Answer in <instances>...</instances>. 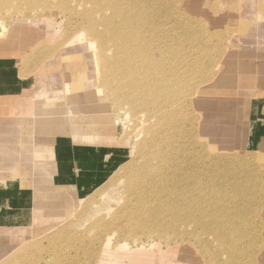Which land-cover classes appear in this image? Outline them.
<instances>
[{
	"label": "rangeland",
	"instance_id": "obj_1",
	"mask_svg": "<svg viewBox=\"0 0 264 264\" xmlns=\"http://www.w3.org/2000/svg\"><path fill=\"white\" fill-rule=\"evenodd\" d=\"M51 1L53 7L50 4L51 6L47 8ZM51 1L45 0L46 4L44 6L46 8L43 7L44 3L40 4L41 7L38 5V9L36 8L37 5H35L36 10L34 7L32 10L28 6H23L24 11L27 10L29 16L26 15L27 19L25 21L18 22L16 20V18L19 19L18 15L15 17L12 13L13 11L14 14L17 12L14 6L15 2L9 1L7 3L6 0H0V23L6 29V37L0 39V56L16 58L20 69L25 72L24 75L31 77L33 80V87L23 95L0 99L1 104L11 102L9 106L12 108L8 112L9 116H11L9 121L22 122L19 127L16 125L10 126L9 130L3 129L0 131V152L9 151L11 161L17 156L16 153L18 152L16 149L19 145L24 150L21 153H25V155H22L25 160L23 166L20 165L17 168V165H14L13 168L17 169L10 171V174L6 176V180L0 179V185L7 180L19 181L22 189L31 190L33 187L34 193V203L29 205V210L26 214L30 219L28 225L25 226L27 230L24 227L10 229V231L7 229L9 232L0 230V264H30L31 262H33L31 264H51L49 261H51L52 256V264H54V261L55 264H65L66 262V264H76L75 260L77 264H85L88 259H83V257L86 258L87 244L91 241H89V237L92 239L91 236L95 232L92 226L100 219L99 216L107 215V210L116 205L122 188L121 184L124 183L125 178H123V182L122 180L113 179L114 171L99 187L92 189L82 199H75L70 194H67L68 192L65 190L44 185L42 182H36V178L39 179L41 172L36 171V168H34L37 161H39V156L32 153L36 162L31 160L33 147L30 137L34 132L39 136H44L46 133L70 135L71 125L73 124L75 129L74 140L77 134L81 137L80 140L88 144L102 143L105 140L108 141H105L106 143H109L111 142L110 138L115 137L120 139V145L126 147L128 151L130 148L134 150V147L137 146L138 140L136 141V136L143 127L146 130L145 133L144 130L140 131L141 134L139 132L138 138L140 136L143 137L139 138L138 143L140 145L138 144L137 147H142L141 144L144 143L147 137L144 134L148 135V132L153 127L150 126L152 121H149L153 120L149 118L152 117L150 111L141 109L135 111L127 105L131 112L128 114L126 102H121L120 96L124 92L120 91H122L121 87L124 82H120L122 84L119 83L121 72H118L120 71L119 62H114L118 61L114 58L117 57V49L114 45L108 44V41H106L107 44L105 42L103 44L97 42L94 48H90L88 39H84L89 37L85 27L91 25L92 22H99L96 21V18L100 19V15L97 14L99 13L98 10L93 5H89V3L83 2V4H80V2H75L76 0H61V3H64L63 11L60 9V0ZM65 1L68 3H65ZM54 2L55 4L57 3L56 7ZM76 4L88 5L87 7L83 6L84 8L79 5L77 10ZM4 5L6 9H4ZM162 5L166 14L164 28L166 27L165 37L170 42L168 45H172V42L178 39L177 41H180V44H177L180 47L182 46V59L174 58V61L180 62L181 60V63L186 64L183 69L186 72L177 86V93L174 94L175 96L177 95V97H174L178 99L176 103L177 116L185 119L181 121L180 126L181 132H185V137L181 142H184L188 146L190 154L198 159L199 167L204 170L207 169L212 174L216 172L224 173L221 166L210 167L213 161L216 163L215 160L220 158L237 166H244L242 169L246 172L241 175L238 171L239 176L237 175V177H243L249 172L247 175L255 177L251 179L252 181L258 179L249 183L253 185V187L250 185L253 188H250V192H254L252 193L254 196L251 194L254 201L250 198L251 206H249L251 209L249 208L250 211L247 213L250 215L258 213L260 217L262 225L260 235H263L261 236L263 243L260 247L262 249L261 261L258 263L264 264V146L260 152L247 149L248 107L251 100L260 98L264 94V0H163ZM25 7L28 8L25 9ZM54 7L55 9H53ZM8 10L13 11L8 12ZM81 11L84 13L79 16L82 14ZM95 14L99 16L96 17ZM98 29H100L99 26ZM96 46L97 49L95 48ZM99 46H102L103 50L106 49L105 51H107L108 47L109 49L103 54ZM110 47H113V50ZM109 50L115 53L113 58H111L112 55ZM107 55H111L112 65L110 58L106 59V62L104 61ZM153 55L155 58H159L158 52H154ZM107 61H109L108 64L111 67L106 64ZM112 66H118L119 68L116 67L118 71L113 69ZM150 72H153V77L157 73L153 67ZM114 73L119 76L117 75L118 77H116ZM112 77L115 79L113 80ZM117 78L119 79L117 80ZM127 78L129 79L128 81ZM127 78L125 83L134 80L136 76L129 74ZM43 79L45 80L43 81ZM122 79L124 78L122 77ZM109 80H112V82L110 81L108 85ZM118 83L121 86V90L118 89L121 95H116V93L120 94L115 88L116 86L119 88ZM114 84L115 86H113ZM67 86L69 91L66 93L65 88ZM110 87L115 91L113 92ZM209 89H211L210 92L204 91ZM117 96H119L118 99L116 98ZM106 98H108V101ZM197 101H200V104ZM88 105L91 107L88 108ZM119 105L123 107L124 112H122V109V111L119 110ZM135 113L143 115L141 117L138 115V117ZM124 114H127L125 121ZM132 114H135V120ZM143 116L145 117L143 118ZM114 118L119 120L118 125L114 123ZM144 119L146 124L149 125L150 123L151 129L148 125L146 126ZM120 120L125 122L124 126L126 128L121 125ZM141 120L145 125L141 123ZM130 121L133 123H130ZM158 123L156 127L159 128L155 127L154 131H159L162 127L159 126L162 121L161 124L158 125ZM153 124L156 123L153 121ZM138 125L139 128H137ZM140 125L143 127L141 128ZM32 126L35 127L33 133L30 132ZM2 127L5 128L7 125L4 124ZM23 129L25 133H21V136H18L20 133L18 131ZM133 130H136V132L133 133ZM8 140L9 143L7 142ZM140 149L136 148L134 151L140 154ZM136 153H134L133 157L135 160L133 159L134 161L131 162L134 165L136 159V163H139L138 159H140V155L137 154L138 156H136ZM211 159L214 160L212 161ZM124 161H128V159L125 157L122 163ZM214 162L213 164H215ZM256 195L257 200L254 199ZM86 198L91 202L85 204L88 202V200H84ZM83 200L84 203H81ZM253 206L257 207V210ZM253 209L258 212H253ZM94 219L95 222H93ZM89 221L91 222L88 223ZM48 224H52V227ZM89 224H92V226L90 227ZM84 226L89 228L87 230L85 227L86 229L81 235ZM79 229L82 230L79 231ZM89 230L93 232L91 236H89ZM24 232L25 234H23ZM32 233H35L33 239L30 238ZM59 234L61 235L60 237ZM65 236L67 237L65 238ZM80 236L83 238L81 239ZM86 236L89 237L87 238ZM69 237H72V240ZM77 237L80 239L79 243L77 242ZM84 237L88 240L84 239ZM75 239L76 241H73ZM26 240L28 244L25 242ZM46 241L49 242L46 243ZM66 241L67 243L69 241V244H66ZM16 242L18 243L16 244ZM56 242L58 243L56 244ZM59 242H63L61 243L63 246L66 245L64 247L60 246ZM71 242L73 243L71 244ZM80 242H84V245H81ZM42 244L44 247H41ZM47 244L50 246L48 247ZM51 244L53 245L52 248L54 247V251L57 248L58 252L57 250L55 253L54 251L52 252ZM72 245L74 247L77 246L81 250L74 253ZM59 246L61 247L59 248L61 249L60 252ZM2 249H5L4 253H2ZM29 249L33 251L31 252ZM42 250L45 251H43L44 253L47 251L48 254L51 250L50 252L52 253L49 256L46 255L47 253L42 256L44 254ZM39 251L41 253L37 254L36 257V253ZM7 252L8 254H6ZM64 253L74 259H70L68 255L69 259L67 257L61 258L64 255L66 256ZM75 254L78 256L76 257ZM38 255L41 257V261H45H38L40 259ZM57 255H60L59 258ZM47 256L50 260H47L49 259ZM56 257L58 258V263L57 259H54ZM59 259H61L60 262ZM63 260L64 262L61 263ZM83 261L85 263H82ZM89 263L93 264L90 260Z\"/></svg>",
	"mask_w": 264,
	"mask_h": 264
},
{
	"label": "bare ground",
	"instance_id": "obj_2",
	"mask_svg": "<svg viewBox=\"0 0 264 264\" xmlns=\"http://www.w3.org/2000/svg\"><path fill=\"white\" fill-rule=\"evenodd\" d=\"M9 1H12V3L15 2L14 6L17 9V12H15L16 14H14L13 10V12L9 10L8 12H12L15 17L18 15L19 19L16 18L18 22L25 21V19H27L26 15L29 16V14H27V10L24 11L23 6H28L29 9L34 7L35 9V5H37L36 8L38 9V5L40 6V4L42 5L44 3L43 7L46 8L44 6L46 4L45 0H42L43 2L41 0H6L7 3ZM66 2L67 1H65V3ZM75 2H80V4L85 2L89 3V5H93L99 12L96 13L100 15L99 20L96 18V21L99 22H92L93 24L91 23V25L85 27L89 37L84 36V39H88L90 48H94V45H97V42H99V44H103L104 42L107 44L106 41H108V44L111 43L117 49V57L114 58H116L118 61L114 62H119L120 68L118 66H112V68L116 69V71H118L117 68L120 69V71H118L121 72V80L119 83L124 82V84L120 83L122 84L121 87L118 83L119 88L117 86L115 88L118 92V89L121 87L122 91H120L121 89L119 91L124 93L121 95L120 92H118L120 94L115 92L116 95H121V102H126L125 105H129L130 109L132 108V110L136 111L141 109L144 111H150L152 113V117L149 118L153 119L149 120L152 121L151 125L149 123L150 126H153L152 129L148 124L145 123L146 121L144 119L146 126L148 125L151 129L150 132H148L149 130L147 131L148 135L144 134L146 129L140 125L141 128L143 127L141 130H144V133L142 134L147 136L144 140V143H142L143 145L141 144L142 147H137L139 144V138L143 137L140 136L138 138V136L141 134V130L139 131L140 134L138 132L137 136L134 134L136 136V141L138 140L137 146L134 144L136 146L134 147V150H136V148H141L140 154L136 153L134 150H132V148H130L126 154L128 161H124V163H122L112 175L114 180H122V182L123 178H125L124 183L121 184L122 188L119 193V198L116 201V205L113 208H109L107 210V215L102 217L99 216L100 219H98L97 222H95L94 219L93 222L96 223L94 226L89 224L90 227H93L95 234L90 231L92 229L91 228L89 230V236H91L92 233L94 235L92 234V239L88 236L89 241H91L87 244V250L84 249L86 250V258L81 256L83 259H88V262L85 263L83 261L82 263L88 264L90 260V262L93 264H259L258 262L261 261L262 255V249L260 247L263 243V239L261 237L263 235H260V229L262 225L258 213H253L254 215L247 213L251 209V194L254 193L250 192V188L251 186L253 187V185L249 183H251V179H254L255 177L247 175L249 172L243 175V177H237L238 171L241 173V175L246 172L244 169H242L244 166H237L234 163L232 164L231 162L220 158L215 160L217 164L213 161L214 159H211L215 164L212 162L210 167L221 166L223 167L222 169L224 173L221 172L222 174H220L219 172H216L215 174H212L211 172L207 171V169L204 170L199 167V162L197 161L198 159L194 158L190 154L187 148L188 146H186L184 142H181V140L185 137V132H181L182 130L180 126L181 121H184L185 119L177 116L176 103L178 99L175 98L177 95L175 96L174 94L177 93V86L184 77L183 75L186 71L183 69L186 67V64L181 63V60L180 62L174 61V58L182 59V46L180 47L179 45L180 41L175 39V42L173 41L172 45H168L170 42L165 37L166 27L164 28V21L166 19V14L164 12L165 8L162 5L163 0H76ZM51 3L52 1L48 4L49 6L47 5V8L52 5ZM63 4L64 3H61L60 0L61 10H63ZM56 5L57 3L54 6L56 7ZM79 5L76 4V8L79 7ZM87 5L80 6L84 8L85 6L87 7ZM8 6L7 8H9ZM55 7L53 9H55ZM27 8L25 7V9ZM57 8L59 9V7ZM4 9H6V6ZM81 13L82 14L79 16L83 15L84 12L81 11ZM99 15H96V17ZM86 16L87 15L85 13V17ZM98 26L100 29H98ZM5 32L6 29L2 26V23H0V39H4L6 37ZM95 48L97 49V46ZM112 48L110 47V49ZM103 49L101 48L102 53L104 54L108 51L109 47L107 51H105L106 49ZM109 51L112 55L111 58H113V54L115 53H112L111 50ZM154 52H158L159 58L154 57ZM110 56L107 55L106 58H104V61L106 62V59L110 58ZM111 58L109 60L112 65L113 60ZM167 58L169 59L168 61ZM108 63L109 61H107L106 64ZM108 65H106V67H108ZM152 67L157 72L154 74V77V71L150 72ZM129 74H134L136 78L134 80L130 79L132 81L129 83H125ZM117 75L118 74H116V77L119 76ZM122 77L124 79H122ZM149 77H151V79H149ZM115 78H113V80ZM119 78H117V80ZM44 80L45 79H43V81ZM128 80L129 79L127 78V81ZM110 81L112 82V80H109L108 85ZM113 83L115 82L113 81ZM113 86H115V84ZM112 89L113 88H111V90ZM210 90L211 89L204 91L210 92ZM68 91L69 89L67 86V88H65V92L67 93ZM118 97L119 96L116 98L118 99ZM106 99L108 101V98ZM197 102L200 104V101ZM121 106L119 110H123V107ZM89 107L91 106L88 105V108ZM129 107H126L129 111L128 114L131 113L128 109ZM122 112H124V110ZM135 114L132 115L134 116ZM126 115L127 114H124V121L126 120ZM144 117L145 116H143V118ZM133 119L135 120V116ZM142 120L141 123L143 124ZM113 121L116 125L119 124L118 119L114 118ZM131 121L130 123H133ZM153 121L156 124L152 125ZM157 123L158 125L161 124L159 126H162L160 128L161 131L157 130L158 132L154 131L156 128H159L156 127ZM121 125L126 128V126H124L125 122L122 121ZM137 128H139V125ZM135 132L136 130H133V133ZM134 153H136V156L140 155V159H138L139 163H136V159L134 162L135 165L131 163L135 160L133 158ZM255 188L257 189V187ZM256 197L257 195L254 199H256ZM84 200L88 199L86 198ZM84 200L81 203H84ZM258 200L260 201V199ZM252 201H254L253 198ZM89 202L91 201L88 200V202L85 204H88ZM254 208L257 210V207ZM256 210L253 212H258ZM94 217L96 216L94 215ZM90 222L91 221L88 223ZM50 225L52 227V224ZM85 227L86 226L82 228L83 230L79 229V231L82 230L81 235H83L84 229L87 228L88 230L89 228ZM24 229L27 230L25 227ZM23 234H25V232ZM73 234L75 235V233ZM34 236L35 233H32L30 238L33 239ZM60 236L61 235L59 234V237ZM67 236H65V238ZM86 237H84V239ZM79 240L80 239L78 238L77 242ZM69 241L68 243L66 241V244H69ZM73 241H76V239ZM25 242H27V240ZM48 242L46 241V243ZM17 243L18 242H16V244ZM57 243L58 242H56V244ZM59 243L60 246H63L61 245L63 242ZM72 243L73 242H71V244ZM83 243L84 242H82L81 245H84ZM22 244L24 245V243ZM52 246L53 245L51 244V248ZM60 246L58 249L61 248ZM72 246V251L74 253H77L78 250H81L77 246V248L74 247V245ZM41 247H44L43 244ZM55 249L57 250V248ZM29 250L31 251V249ZM60 250L61 249H59V252ZM43 251L44 250H42V252ZM50 251L49 254L52 253L54 249L52 252ZM4 252L5 249H2V253ZM40 253V251L36 253V257L37 254ZM46 253H44L42 256H44ZM6 254H8V252ZM49 254L47 253L46 255L49 256ZM68 254L70 253L68 252ZM68 254L61 258L64 259V257H67ZM75 255L76 257L78 256L77 254ZM31 257L33 258V256ZM38 257L40 256L38 255ZM52 257L51 261H49L51 264ZM58 258H54L55 260L57 259V263ZM67 259L69 258L67 257ZM70 259L74 258L70 256ZM76 259L78 260V258ZM47 260H50V258ZM60 260L61 259H59V262ZM79 260L81 261V259ZM38 261H41V257ZM63 262L64 260L61 261V263ZM75 262L77 264L76 260Z\"/></svg>",
	"mask_w": 264,
	"mask_h": 264
},
{
	"label": "crops",
	"instance_id": "obj_3",
	"mask_svg": "<svg viewBox=\"0 0 264 264\" xmlns=\"http://www.w3.org/2000/svg\"><path fill=\"white\" fill-rule=\"evenodd\" d=\"M24 74L16 58L0 56V99L23 95L33 87L32 78ZM9 103L11 102L0 103V124L7 125L5 128L0 125V131L9 130L10 126L22 125L20 121H9L11 116L8 112L12 108ZM34 129L35 127L32 126L30 132L33 133ZM70 130V135L46 133L44 136H39L34 132L30 137L33 147L31 160L34 161L33 154L39 156V161L34 168L40 171L41 175L39 179L36 178V182L65 190L73 198L82 199L92 189L104 183L121 165L126 157L127 149L120 145V139L115 137L110 138L109 143L104 141L88 144L80 140L81 137L77 134L74 140L73 124ZM23 131L24 129L18 131L20 132L18 136H21V133L24 134ZM247 133V149L260 152L264 146V94L260 98L251 100L249 104ZM7 142L9 143V140ZM16 151L18 153L13 161L10 160L9 151L0 152V156L2 155L0 179L6 180L10 171L25 163L24 157L22 158L25 153H21L24 150L20 145ZM14 165H17V168H13ZM33 196V187L31 190L22 189L19 181L7 180L0 185V230L28 225L30 219L26 214L29 205L34 203Z\"/></svg>",
	"mask_w": 264,
	"mask_h": 264
}]
</instances>
